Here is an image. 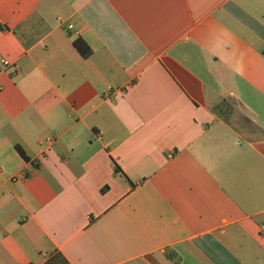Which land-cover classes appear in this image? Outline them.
Wrapping results in <instances>:
<instances>
[{"label": "crops", "instance_id": "obj_1", "mask_svg": "<svg viewBox=\"0 0 264 264\" xmlns=\"http://www.w3.org/2000/svg\"><path fill=\"white\" fill-rule=\"evenodd\" d=\"M57 253L264 264V0H0V264Z\"/></svg>", "mask_w": 264, "mask_h": 264}, {"label": "trees", "instance_id": "obj_2", "mask_svg": "<svg viewBox=\"0 0 264 264\" xmlns=\"http://www.w3.org/2000/svg\"><path fill=\"white\" fill-rule=\"evenodd\" d=\"M76 47L82 52V54L84 56H88L90 53V49L89 47L85 44L84 41L81 40H77L75 42ZM20 152L24 155L25 158H27V156L25 155L24 151L22 149H20ZM117 170H121L119 168V166H116ZM45 264H69L67 262V260L61 255V254H55L54 258H51L48 262H46Z\"/></svg>", "mask_w": 264, "mask_h": 264}, {"label": "rangeland", "instance_id": "obj_3", "mask_svg": "<svg viewBox=\"0 0 264 264\" xmlns=\"http://www.w3.org/2000/svg\"><path fill=\"white\" fill-rule=\"evenodd\" d=\"M232 119L236 124L239 123L249 128L253 127L252 121L248 117L244 116L241 112L235 111L234 114H232Z\"/></svg>", "mask_w": 264, "mask_h": 264}, {"label": "built area", "instance_id": "obj_4", "mask_svg": "<svg viewBox=\"0 0 264 264\" xmlns=\"http://www.w3.org/2000/svg\"><path fill=\"white\" fill-rule=\"evenodd\" d=\"M3 63H4L5 65H8L10 62L7 61V60H4Z\"/></svg>", "mask_w": 264, "mask_h": 264}]
</instances>
